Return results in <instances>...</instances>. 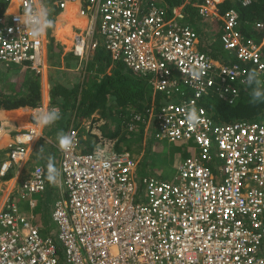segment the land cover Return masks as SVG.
<instances>
[{
	"label": "built area",
	"instance_id": "1",
	"mask_svg": "<svg viewBox=\"0 0 264 264\" xmlns=\"http://www.w3.org/2000/svg\"><path fill=\"white\" fill-rule=\"evenodd\" d=\"M224 1L204 0L197 8L202 18L220 22L225 62L199 50V34L181 21L180 8L168 16L159 0L55 3L60 10L77 4V14L85 18L72 36L75 56L87 59L101 48L112 62L146 77L153 94L168 99L156 105L154 95L144 113H133L128 130L146 123L145 131L151 126L156 140L186 144L192 155L177 165L173 181L150 175L137 179L139 160L128 151H116L111 139L98 135L85 152L84 137L71 126L67 133L74 137L72 150L59 148L64 193L51 213L58 244L43 237L32 217L8 200L0 211V264H264V110L258 120L217 123L204 103L212 96L233 104L240 88H248L251 70L264 78L261 42L243 33L235 8L220 10ZM235 1L247 7L256 0ZM38 4L19 0L13 10L12 0L2 1L4 67L42 72L43 37L31 39L17 22L25 9ZM245 26L252 33L264 32L262 20ZM200 64L204 72L196 79L191 73ZM193 105L200 115L195 127L185 115ZM39 110L42 106L30 115V127L15 145H9L0 176L25 158V144L38 135ZM97 149L106 155L98 157ZM45 188L44 169L37 165L16 193L25 200ZM29 206H35L33 200Z\"/></svg>",
	"mask_w": 264,
	"mask_h": 264
},
{
	"label": "crops",
	"instance_id": "2",
	"mask_svg": "<svg viewBox=\"0 0 264 264\" xmlns=\"http://www.w3.org/2000/svg\"><path fill=\"white\" fill-rule=\"evenodd\" d=\"M19 0H12V7L13 10L17 7V2ZM40 3V1L38 0ZM1 7V6H0ZM77 4H70L68 3L64 10H60L56 6H50L51 9V18H53L54 25L49 31V36L44 35L43 36V70L40 74L35 75L31 71H24L21 68L18 70V74L13 75V77H8V69L4 67L2 64L0 65V72L2 74H5L8 78L6 79L4 77L0 76V92H2L5 95L8 96H19L22 95V92H24V88H27V84L29 82H33L34 80H37L39 87H40V94H41V101L37 106H42V110L44 109H50L51 105V82H53L51 78V71L57 72V78L54 80L55 83H62L63 81L66 82L65 88H68L69 92L74 94V87L76 84H79L78 93L76 96H74L72 99V102L74 105H81L83 94L85 91V82L87 80L90 81L91 77H96V80L99 82L102 78L99 76L101 73H95V69L93 66L102 64L101 60L97 58L98 53H102V51H99L93 56L88 54L87 59L86 58H79L75 56L72 53V36L76 28H81L84 26L82 24L81 26H76L75 28L73 26L70 27L69 23L64 21H60L61 16H68L71 18L73 15L77 19H81L85 21V18L79 16L77 14ZM182 11V7L179 9ZM64 23V24H63ZM67 23V24H65ZM218 26V28L216 27ZM220 22H211L210 27H208L207 35H211L209 31H212L216 29H219ZM57 30V31H56ZM50 37V39H49ZM211 39H213V35L211 36ZM51 41V45L55 51V54L52 58H48V44ZM210 43H214V40H211ZM261 44L264 47V37L261 40ZM216 47V43L213 44ZM218 48V46H217ZM215 61V60H214ZM219 62V61H216ZM91 67L90 71L88 70V67ZM109 67H112L111 64L108 65ZM112 70V69H111ZM112 72V71H111ZM68 76V77H67ZM29 77V78H27ZM63 78V79H61ZM77 79V80H76ZM62 81V82H61ZM13 84V88L11 86ZM71 90V91H70ZM88 90V89H87ZM154 96V95H153ZM152 96V98H153ZM162 98V97H161ZM156 99V96H155ZM56 101V100H55ZM88 101V100H85ZM61 105L65 103L64 101H60ZM89 102V101H88ZM160 102H165L162 98ZM85 108L81 107L77 109H72L71 115L62 116V120L59 123H56L50 128H45L41 130L38 128V135L39 138L33 139L32 141L25 144V147L27 149V153L25 158L22 161L16 162L11 165V168L8 170L5 176H0V211L6 206V203L8 200H13L15 204L17 205L19 211L21 213H24L28 217H32L33 224H35L43 237L50 236L54 239V241L58 244L57 241V229L55 231H51L52 228L49 226V223L44 219L43 215L46 214V212H49V217L51 221L53 222L51 218V213L53 209V204L57 200L58 197H60V193L62 192L61 189V182H62V175L60 173V178L58 180L57 190L55 189L56 186L50 184L46 179V188L44 192L33 194L30 199L21 200L17 195V190L20 185L27 177L30 176L34 166L40 165L44 169L45 178H46V165L48 162V158L52 156H56V158L53 159V163L55 167L60 172V152H59V146H58V140H57V132L63 131L65 133L68 132L69 128L71 126L77 127L79 129L80 133L79 135L81 137H84L83 143L87 140H90L91 143H95L93 141L96 139L98 135H102L106 138L111 139L114 142L115 149H117L118 141L115 137H107L103 134L102 131L99 130V128L102 125L106 124L105 119L101 118L99 116L98 109L93 111L90 115L87 113V104L84 103ZM73 105V107H74ZM35 107H19L15 109H5L3 107H0V164L8 159L9 154V145H15V142L17 140V137L20 136L24 131H26L30 127L29 123V117L30 115L35 111L37 108ZM114 107L110 106L108 109L111 110ZM120 111V118L121 123L126 126L127 128V122H131L133 113H139L134 109H120L116 108ZM78 111L84 114L78 115ZM92 111V110H91ZM15 113L14 115H12ZM140 114V113H139ZM146 120V118H145ZM146 123H137L135 125L134 129L132 131L128 132L133 133L134 132V139H136L137 135L140 134V129L143 128L144 136L148 134L150 131L151 126H149L148 131H145ZM88 128V132H86L85 128ZM154 127V125L152 126ZM94 134L91 133L93 131ZM115 130L112 129L111 133H114ZM87 133V134H86ZM130 140V138H128ZM136 142V141H135ZM134 142V143H135ZM132 143L133 148L135 149V145ZM181 145V144H180ZM139 149L136 151H139L135 158L137 160H140L142 157V146L144 147V139L140 142H137L136 144ZM43 147L42 152L37 155L40 148ZM120 145L118 146V148ZM52 155V156H51ZM192 155V153L187 152V154L183 157H179L178 154L173 156V159L171 160V164L173 165L172 170H176L177 165L186 157ZM58 163V167H57ZM169 165V164H168ZM64 191V188H63ZM64 193V192H62ZM62 195V194H61ZM33 200L35 203V206L33 208H30L29 201ZM40 207V218L44 221V230L46 228V232L40 228L39 222H35V211L38 210ZM54 223V222H53ZM43 226V225H42ZM57 227V226H56ZM44 232V233H43ZM56 234V237H55Z\"/></svg>",
	"mask_w": 264,
	"mask_h": 264
},
{
	"label": "trees",
	"instance_id": "3",
	"mask_svg": "<svg viewBox=\"0 0 264 264\" xmlns=\"http://www.w3.org/2000/svg\"><path fill=\"white\" fill-rule=\"evenodd\" d=\"M57 1L59 0H48L49 7L55 6ZM203 1L204 0H159V5L164 8L168 16H172L174 10L182 7V16L180 18L181 21L185 20L186 17L188 19L198 20L199 25H201L203 28L202 31L207 34L208 26L210 25L211 21L199 16L197 8L203 3ZM0 5L2 6V3H0ZM219 8L222 12H225L229 8H235L239 14L243 33L253 38L256 42H260L262 40L264 37V32H259L258 34L255 32L252 33V31L249 32L248 27L245 26V23H251L256 20H264V0H256L247 7H242L235 0H225L219 5ZM59 19L62 22H68L70 27L73 26L74 28L85 23L84 20L77 19L74 15L71 18L68 16H61ZM216 27L218 28L217 25ZM217 30L218 31L212 29V31H209L211 34H213V39L211 40H214V43L217 44L216 47L213 45L214 43H210L211 40L209 41L206 38H202V35L200 34L199 43L200 46H202L201 51L206 53L215 61L225 62L227 59L218 40L220 27ZM262 57L264 58V47L262 48ZM100 60L102 62V66H98L97 70L102 72L105 70L103 69L104 66H108L109 63L104 59ZM91 67L92 66L88 67L89 71ZM260 79L264 81V78L260 77ZM89 84V89L91 92L94 91L95 93L92 97L94 98L93 103L87 102L88 115L97 109L104 110L110 106L125 110L134 109L139 113H144L152 101L153 92L148 79L146 77L134 75L131 71L125 70L123 66L120 69L112 70V74L105 76L99 82L96 80V77L92 76ZM23 91L24 92H22V95L19 96H8L0 92V107L5 109H15L19 107H35L40 103L41 94L37 80L29 82L27 84V88H24ZM251 91L252 90L249 86L245 89L240 88L239 95L233 104H227L225 102L219 101L216 97H206L204 100L205 107L213 115V119L217 123H232L240 120H258L260 119V116L264 110V102H258L255 104L250 103ZM82 97L81 105L78 108H85L84 102L86 98L84 94ZM161 97L164 101H168V99L162 96V94H158L154 100L156 105L160 104V101L162 100ZM50 100L52 101L51 103L53 105L58 103V100L54 95L50 98ZM95 103H100L102 108L96 106ZM78 108L76 109L78 110ZM14 114L15 113L12 115ZM81 114L84 113L78 111V115ZM93 141H95V139ZM93 144V142L91 143L90 140L86 139V141L82 144L83 150L85 152L90 151Z\"/></svg>",
	"mask_w": 264,
	"mask_h": 264
},
{
	"label": "rangeland",
	"instance_id": "4",
	"mask_svg": "<svg viewBox=\"0 0 264 264\" xmlns=\"http://www.w3.org/2000/svg\"><path fill=\"white\" fill-rule=\"evenodd\" d=\"M2 1L3 0H0V3H2ZM44 2L49 6L48 0H44ZM179 8H181V7H179ZM51 19L53 20V18H51ZM182 22H184L185 24H187L190 27H192L193 29H195L196 32H198V34L202 35V38H206L209 41L211 40V36L213 34L207 35L206 33H204L202 31L203 28L201 25H199L198 20L188 19L186 17V19L182 20ZM208 27H210V25ZM49 31H50V29L47 31L48 36H49ZM216 31H218V30L216 29ZM49 39H50V37H49ZM49 42L50 43L48 44V47H47L48 48V54H49L48 58H52L55 54V51L51 45L50 40H49ZM197 48L202 50L201 49L202 46H200L199 41L197 44ZM99 51H102V53H98V55H97L98 60L104 59V60H106V62H108L112 66V67L104 66L103 69H105V70L102 71V74L99 75L101 78H104L105 76H109L110 74H112V72H111L112 70L122 68L120 63L112 62L110 60L109 55L106 52H104L101 48L99 49ZM100 65L101 64L93 66L94 69L96 68L94 70L95 73H101L97 70L98 66H100ZM19 68H20L19 66H11L10 69H8V71H7V73H8L7 76L13 77V75L18 74ZM0 76L4 77L6 75L2 74L0 72ZM7 76L5 77L6 79L8 78ZM27 78H29V77H27ZM51 78L53 80V82H51V85H52L51 97L54 95L55 98L58 100L57 101L58 103H61L60 101L65 100L64 105H60L57 103L54 106H56V108H59L63 115H66L67 113H68V115H71L72 109H76L79 107L78 105H74V103L72 102V100H73L72 98L74 96H76V94L78 93L79 84L75 85L74 94H72L71 90H70L71 91V93H70L69 90H67L68 88H65L66 82L61 81L62 83H60V84L58 82L57 83L54 82V80L57 78V72L54 73L51 71ZM61 79H63V78H61ZM11 86L13 88V84H11ZM89 87H90L89 80H87L85 82L84 96L89 101V103L90 102L93 103L94 98H92V97H93V94L95 92L94 91L91 92ZM250 89L252 90L251 87H250ZM88 101H85L84 103H87ZM51 105H53V104L51 103ZM73 105H74V107H73ZM95 105L102 108L100 103H95ZM98 112H99V116L101 118L105 119V121H106V124L102 125L99 128V130L102 131L103 134L107 137L117 138L118 152L123 153L125 151H128L132 155H137L139 153V151H136V150L139 149V147H137L136 144H137V142L141 143V141L144 139V147L143 146L141 147V148H143L142 149V157L139 160L138 167H137V179H140V177L145 176V175H150V176H153L155 178H159L160 180L173 181V177L176 175V170H174V169L172 170L173 165L170 163L171 160L173 159V156L178 154L179 157H183L187 154V152L189 150H192L191 147H188L186 144H181V145L180 144H172V143H168L166 140H156V139H154V130H152V129L148 132V134L146 136H144L143 128H141L140 134L137 135L136 139H134V132L133 133L128 132L126 126H124L121 123L122 119L120 118V111L118 109H116V108H113L111 110H109L108 108L104 109V110L98 109ZM62 119L63 118H61V120ZM61 120H59L57 123H59ZM112 129L115 130L114 133H111ZM79 133H80V131H79ZM80 134L82 135V133H80ZM128 138H130V140ZM132 143H134L135 149L133 148ZM119 145H120V147L118 148ZM189 145L192 146V143H190ZM52 158L54 159V158H56V156H52ZM57 167H58V163H57ZM55 186H56L55 189L57 190V185H55ZM60 190H62V192H64L62 182H61V189ZM39 212H40V207L38 208L37 211H35V216H36L35 222L37 223V221H38L39 222L38 225H40V228L42 230H44V228H43V227H45L44 221L42 220V218H40ZM43 217L49 223V226H51V228H52L51 231L56 232V229H57L56 224L51 221V219L49 217V212H46V214H44ZM44 231H45V233H47L46 228ZM55 237H56V234H55ZM59 255L62 258V255H63L62 250L59 251Z\"/></svg>",
	"mask_w": 264,
	"mask_h": 264
},
{
	"label": "clouds",
	"instance_id": "5",
	"mask_svg": "<svg viewBox=\"0 0 264 264\" xmlns=\"http://www.w3.org/2000/svg\"><path fill=\"white\" fill-rule=\"evenodd\" d=\"M50 17H51L50 7L44 2V0H40V3L35 8L28 7L27 9H25L23 15L17 17V22L25 27V31L27 32L28 36L31 39L39 40L44 35H46L47 31L51 29L54 25V21ZM204 68L205 66L203 64H200L199 68L193 69L191 75L196 79H200L201 75L204 72ZM245 82L249 87L252 88V91L250 93L251 96L250 103L255 104L258 102H264V81L260 79V73H258L255 70L249 71L247 73V78ZM153 95L157 96V94H153ZM185 115H186V120L190 126L195 127L196 125H198L200 121V115L198 114V110L194 105L185 109ZM61 118H62L61 110L59 108L53 107L51 109L39 110L36 114L35 120L38 127L41 130H43L45 128L52 127L59 120H61ZM39 137H40L39 135L30 137V141ZM57 140H58V146L61 151L68 152L72 150L74 146V137L72 134L65 133L62 130L58 131ZM42 150L43 147L40 148L37 155H39L42 152ZM96 154L98 157L101 158L106 155L103 149H97ZM46 170H47L46 171L47 181L52 185H56L60 178V172L55 167L52 157L48 158Z\"/></svg>",
	"mask_w": 264,
	"mask_h": 264
},
{
	"label": "bare ground",
	"instance_id": "6",
	"mask_svg": "<svg viewBox=\"0 0 264 264\" xmlns=\"http://www.w3.org/2000/svg\"><path fill=\"white\" fill-rule=\"evenodd\" d=\"M19 4V1L17 2V5Z\"/></svg>",
	"mask_w": 264,
	"mask_h": 264
}]
</instances>
